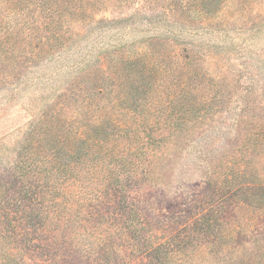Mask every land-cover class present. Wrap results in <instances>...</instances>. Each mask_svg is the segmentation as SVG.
I'll return each instance as SVG.
<instances>
[{
    "label": "rangeland",
    "instance_id": "374dc122",
    "mask_svg": "<svg viewBox=\"0 0 264 264\" xmlns=\"http://www.w3.org/2000/svg\"><path fill=\"white\" fill-rule=\"evenodd\" d=\"M197 2L103 1L64 50L0 88V184L12 195L0 232H20L0 239V264L11 246L9 264H264V0H221L215 17ZM63 94L89 138L130 137L103 158L71 142L89 152L69 154L71 173L33 143L38 167L51 153L49 174L19 179L28 134Z\"/></svg>",
    "mask_w": 264,
    "mask_h": 264
},
{
    "label": "trees",
    "instance_id": "16d2710c",
    "mask_svg": "<svg viewBox=\"0 0 264 264\" xmlns=\"http://www.w3.org/2000/svg\"><path fill=\"white\" fill-rule=\"evenodd\" d=\"M103 1L106 0H0V88H13L19 85L20 80L18 79V74L24 67L26 70L31 66L35 67L42 61H46L50 56L53 57L55 53L57 54L64 50L66 44L74 35L73 29L76 26L91 21V17L95 14L93 8ZM197 1L198 5L201 3L199 7L202 11L204 10L205 13L210 14V16L214 14L215 17L221 0H209L207 2L209 5H205L204 0ZM133 53L132 51L128 54H132L134 57H148L152 54L147 51L144 53ZM121 55L122 53L119 52L112 58H118ZM99 71L104 72L101 68L97 69V72ZM142 72L150 80L146 86V92L151 94L154 93L159 86L155 78L158 73L154 72L151 67H148ZM79 92H82V90L77 89L75 95ZM72 97H70V94L59 95L54 105H48L47 112L49 113V117L45 116L32 127L27 138L29 146L23 149L24 152H30L31 150L29 147L32 146L33 143H37V145H51L53 152L62 155L60 159L63 158V169L67 171V173H71V171L76 169V163L67 160L70 158V155L80 153L81 157L83 153V156L86 157L89 153L88 150L85 151L82 147L81 150L77 152H75L74 149V153L68 151L67 148L71 142L74 144V142L77 141L81 143V145L90 143V146L96 149L95 151L91 150L90 153L95 152L98 157L103 158L104 154L102 151L106 153V144H115L118 143V140L114 141L115 139H128L130 137V128H120L119 131L114 132L112 139H110L112 140L111 142H106L98 136L89 138L87 135L89 125L77 124V126H73L70 123L74 115L68 117V111L77 113L76 109L75 112H72L74 109L69 105V100L73 99ZM72 144L71 146L73 147ZM34 150H36L35 146ZM44 150L48 155L43 156L44 160L40 167H38L39 165L36 159L32 157V155H36L35 152L33 153V150L30 152L29 157L23 156V158L18 159L14 170L19 176V179L22 180L27 178L28 180H41L40 178H42L44 180L46 178L49 174L46 169L51 167V162L49 161L51 159V153L45 148ZM85 162L87 167V161ZM96 166L97 165L94 167ZM39 170L40 172L44 170V176H41L43 174H40ZM15 177L18 179L16 175ZM66 178H68V176ZM42 182L48 184L50 180ZM5 189V185L0 184V197H2L3 200L0 202L1 210L6 209V202L11 201L12 197L11 195L6 198L7 193ZM4 213H6L5 210ZM37 214L39 215V213ZM0 225L2 226V224ZM18 225L19 223H11L10 230L0 232V239H8L11 243L16 242L20 233ZM207 229H209V225H205L203 230L209 231ZM16 249V246H11V248L7 250L9 252L6 251V260L13 256L12 250ZM6 260L1 264H9Z\"/></svg>",
    "mask_w": 264,
    "mask_h": 264
}]
</instances>
